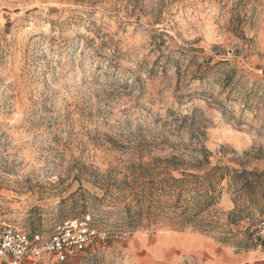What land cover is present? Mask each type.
<instances>
[{
    "label": "rangeland",
    "instance_id": "rangeland-1",
    "mask_svg": "<svg viewBox=\"0 0 264 264\" xmlns=\"http://www.w3.org/2000/svg\"><path fill=\"white\" fill-rule=\"evenodd\" d=\"M263 171L264 0H0V224L90 216L64 264H264Z\"/></svg>",
    "mask_w": 264,
    "mask_h": 264
},
{
    "label": "built area",
    "instance_id": "built-area-1",
    "mask_svg": "<svg viewBox=\"0 0 264 264\" xmlns=\"http://www.w3.org/2000/svg\"><path fill=\"white\" fill-rule=\"evenodd\" d=\"M96 234L90 216L65 222L48 236L3 223L0 224V261L18 264L23 260L36 262L51 256L56 263L64 264L84 253ZM253 241L264 255V219L256 227Z\"/></svg>",
    "mask_w": 264,
    "mask_h": 264
},
{
    "label": "trees",
    "instance_id": "trees-1",
    "mask_svg": "<svg viewBox=\"0 0 264 264\" xmlns=\"http://www.w3.org/2000/svg\"><path fill=\"white\" fill-rule=\"evenodd\" d=\"M198 169H200V168L198 167ZM219 169L224 170L223 168H218V167L217 168H213L205 176L207 177V179H210L214 175V173L217 170H219ZM244 173L247 174V175H255V176H257V177H255V181L245 180V184H243V187H245V188H252L253 182H258L257 178H259L261 176H264V171L262 173H260V174H258L257 172H253V173L243 172V174ZM236 175H238V176H235V179H238L240 177L239 175H241V174H238L236 172ZM223 177L224 176H222V179H223ZM199 178H201V177H197V180ZM174 183L183 184L185 182H183V181L179 182V181L174 180ZM194 183L198 184V186H199L202 182H194ZM208 183H209L211 189H213V190H206L205 192H198V196L196 198H193L194 199V207L195 208L197 207V210L195 212V215L193 214L190 217H196V218H199V219L201 218L202 219L204 217V214L207 213L210 210V208H212L216 204V201L218 199V195H217V193H215V190H214L215 187H213V183L212 182H208ZM127 211L131 212L132 209L128 208ZM179 217L182 218V219L187 218V216L185 214L180 215Z\"/></svg>",
    "mask_w": 264,
    "mask_h": 264
}]
</instances>
